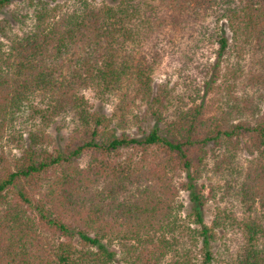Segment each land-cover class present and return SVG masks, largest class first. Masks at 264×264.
Masks as SVG:
<instances>
[{
    "label": "trees",
    "instance_id": "16d2710c",
    "mask_svg": "<svg viewBox=\"0 0 264 264\" xmlns=\"http://www.w3.org/2000/svg\"><path fill=\"white\" fill-rule=\"evenodd\" d=\"M15 2L33 19L19 33L0 20V264H264V0H79L58 14L0 0V12ZM203 45L218 65L233 51L249 57L246 70L232 65L241 95L225 93L213 114H164L172 92L154 88L157 66L169 55L186 72ZM87 89L112 102L109 115ZM138 103L163 131L125 133ZM66 117V142L50 148L47 129ZM211 145L220 169L240 151L251 158L204 195ZM180 190L196 229L179 217ZM230 193L232 208L216 203L207 225L202 208Z\"/></svg>",
    "mask_w": 264,
    "mask_h": 264
},
{
    "label": "rangeland",
    "instance_id": "374dc122",
    "mask_svg": "<svg viewBox=\"0 0 264 264\" xmlns=\"http://www.w3.org/2000/svg\"><path fill=\"white\" fill-rule=\"evenodd\" d=\"M41 1L49 3L53 7L54 11H57L56 14H58L61 9L76 6L79 0ZM87 1L96 6L102 4H114L116 2V0ZM32 11V8H28L26 4L15 2L0 12V20L8 19L12 25V30L19 33L21 29H24V26L28 27L31 25L33 19ZM20 20H22V22ZM0 41L4 42L3 38L0 37ZM215 49L216 48L214 46H201V49L197 51L195 59H193V62L190 64V68L186 72H180L178 70L180 68V64L170 58L169 55L162 58L160 64L154 72L153 83L156 90L167 87V89L172 92V100H170L171 103L168 105L167 111H164V114L169 113L172 109H175V107L184 108L194 107L195 105H203L207 112L213 114L218 112L221 107H223L226 99L224 96L225 93H228V96L232 100H234V97L236 98L241 95L243 84L241 83V80L236 81L234 79L232 72L236 70V73H239L236 67L239 65V67L244 68V66L248 63L249 57L247 55H245L244 58H241V56L240 58L236 57L237 54L233 51L229 56L219 59L218 65L216 64L218 59ZM235 63L238 65L233 67ZM194 64H198L196 68H194ZM208 65H213V68L211 67L210 69ZM203 68L207 69V75H204V73L201 72ZM244 69L246 70V68ZM206 82L211 84L212 90H210L208 85L205 84ZM83 94L94 109H99L107 115L111 113L113 106L111 101H101L96 95H94V92L91 89L84 90ZM230 99L227 102L228 106L231 105ZM261 108L264 110V99L261 103ZM135 112L137 115L135 124H130L125 129V133H127L130 137L140 138L150 129L155 127H158L160 131L164 130V125L161 122L159 124L156 123L155 117L150 114L144 104L138 103ZM70 130L71 123L69 118H56L47 129V133L52 139L50 148L62 146L66 142ZM207 150L208 160L206 174L197 182V186L201 183L205 184L206 188L203 189L204 195L208 192V186L214 185L222 188L223 190L225 186H228V182L232 178L229 175L230 171H232L230 167H237L240 162L241 164H245L251 158V156H248L245 152L240 151L230 164L224 162L222 164V168L220 169V167H218V163L221 160V156L218 149L211 145L207 146ZM222 190L215 189L216 200L222 197ZM178 199L182 204V209L179 212L180 219L188 225L189 228L196 229L198 226L192 221L193 218L190 214L192 204L188 193L180 190ZM216 203H219L220 207L229 209L232 208L231 204L235 202L232 200L231 193L224 195L222 202H208L202 208V217L207 225H210L214 219ZM236 207L238 209L241 208L238 205H236ZM223 235L224 234L222 232L218 233L221 240H223ZM220 239L212 244L214 251L218 249Z\"/></svg>",
    "mask_w": 264,
    "mask_h": 264
}]
</instances>
